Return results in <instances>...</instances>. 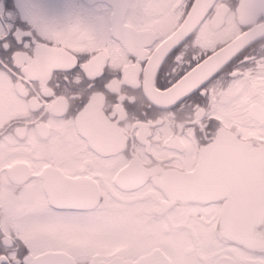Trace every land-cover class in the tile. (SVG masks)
Here are the masks:
<instances>
[{
  "label": "snow or ice",
  "instance_id": "6c2138e0",
  "mask_svg": "<svg viewBox=\"0 0 264 264\" xmlns=\"http://www.w3.org/2000/svg\"><path fill=\"white\" fill-rule=\"evenodd\" d=\"M0 264H264V0H0Z\"/></svg>",
  "mask_w": 264,
  "mask_h": 264
}]
</instances>
